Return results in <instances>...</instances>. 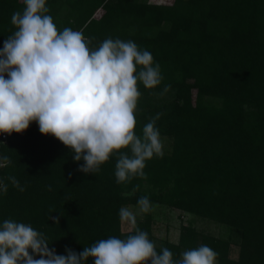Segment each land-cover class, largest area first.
I'll return each mask as SVG.
<instances>
[{
  "label": "trees",
  "instance_id": "obj_1",
  "mask_svg": "<svg viewBox=\"0 0 264 264\" xmlns=\"http://www.w3.org/2000/svg\"><path fill=\"white\" fill-rule=\"evenodd\" d=\"M46 6L59 30L81 31L92 48L107 38L131 40L153 55L163 80L152 89L139 83L135 132L142 136L162 113L156 127L171 148L146 161V179L118 184L116 155L99 172L84 173L83 160L32 122L1 147L9 163L0 167L8 185L0 192V224H31L57 254L67 255L66 247L79 253L100 239L134 234L123 230L119 210L147 196L152 206L222 224L236 235L217 236L190 221L181 225L178 242L158 240L147 213L136 227L158 253L168 248L178 261L184 251L207 245L218 253L216 264H264V0H47ZM25 7L22 0H0V49L16 30L12 14ZM166 85L170 90L160 95ZM11 176L26 190L14 187Z\"/></svg>",
  "mask_w": 264,
  "mask_h": 264
},
{
  "label": "clouds",
  "instance_id": "obj_2",
  "mask_svg": "<svg viewBox=\"0 0 264 264\" xmlns=\"http://www.w3.org/2000/svg\"><path fill=\"white\" fill-rule=\"evenodd\" d=\"M22 2L23 11L11 16L16 30L0 49V133H22L37 122L42 134L69 147L75 161H84L79 171L95 174L116 155L118 184L146 179V161L164 156L156 127L162 113L144 125L142 136L135 132L139 83L152 89L163 80L153 55L131 40L107 38L92 48L81 31L58 29L47 0ZM170 88L166 85L160 95ZM7 163V156L0 157V167ZM8 179L26 190L16 177ZM7 191L0 181V192ZM137 204L139 213L152 210L147 196ZM119 218L134 234L100 239L79 253L66 247L67 255L50 248L45 234L31 224L6 219L0 224V264H85L90 257L94 264H216L218 253L207 245L186 250L174 261L168 248L158 253L148 233L136 227L137 213L121 207Z\"/></svg>",
  "mask_w": 264,
  "mask_h": 264
},
{
  "label": "rangeland",
  "instance_id": "obj_3",
  "mask_svg": "<svg viewBox=\"0 0 264 264\" xmlns=\"http://www.w3.org/2000/svg\"><path fill=\"white\" fill-rule=\"evenodd\" d=\"M159 3H172L173 0H150ZM164 145L163 151H169L171 148V140L169 138L160 137ZM124 207L130 208L137 213V219L143 217L145 214L138 212V205H126ZM154 217V234L158 240L169 239L174 242L179 241L180 229L182 224H188L190 221L199 229L205 232H211L217 236L229 237L233 234L234 239L236 235L231 232L226 226L217 224L207 219L194 218L193 216L182 212L178 209L170 208L166 205L155 204L149 212ZM124 231L132 230L129 225H122ZM239 247L237 243H233L232 256L237 257Z\"/></svg>",
  "mask_w": 264,
  "mask_h": 264
},
{
  "label": "built area",
  "instance_id": "obj_4",
  "mask_svg": "<svg viewBox=\"0 0 264 264\" xmlns=\"http://www.w3.org/2000/svg\"><path fill=\"white\" fill-rule=\"evenodd\" d=\"M16 134V132H13L11 135L7 133H0V157H1V147L8 141V139Z\"/></svg>",
  "mask_w": 264,
  "mask_h": 264
}]
</instances>
